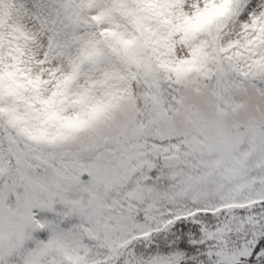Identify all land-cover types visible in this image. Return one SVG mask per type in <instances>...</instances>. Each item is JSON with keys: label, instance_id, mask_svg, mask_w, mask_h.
Masks as SVG:
<instances>
[{"label": "snow or ice", "instance_id": "snow-or-ice-1", "mask_svg": "<svg viewBox=\"0 0 264 264\" xmlns=\"http://www.w3.org/2000/svg\"><path fill=\"white\" fill-rule=\"evenodd\" d=\"M0 264H264V0H0Z\"/></svg>", "mask_w": 264, "mask_h": 264}]
</instances>
